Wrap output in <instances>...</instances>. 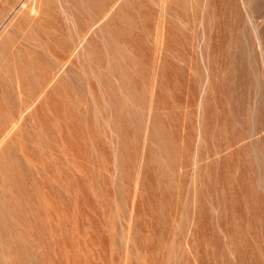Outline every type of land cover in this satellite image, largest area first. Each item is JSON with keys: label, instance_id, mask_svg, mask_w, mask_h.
<instances>
[{"label": "rangeland", "instance_id": "rangeland-1", "mask_svg": "<svg viewBox=\"0 0 264 264\" xmlns=\"http://www.w3.org/2000/svg\"><path fill=\"white\" fill-rule=\"evenodd\" d=\"M0 144V264H264V0H0Z\"/></svg>", "mask_w": 264, "mask_h": 264}, {"label": "bare ground", "instance_id": "bare-ground-1", "mask_svg": "<svg viewBox=\"0 0 264 264\" xmlns=\"http://www.w3.org/2000/svg\"><path fill=\"white\" fill-rule=\"evenodd\" d=\"M35 12V11H34ZM36 14V13H35ZM20 96V95H19ZM33 106V105H32ZM15 121V120H14ZM25 122V121H24ZM17 124V123H16ZM15 128V127H14ZM7 135V134H6ZM1 145V144H0ZM23 151V150H22ZM24 152V151H23Z\"/></svg>", "mask_w": 264, "mask_h": 264}]
</instances>
